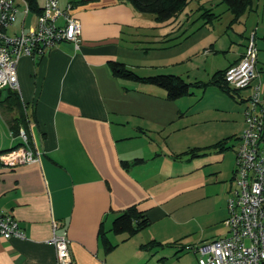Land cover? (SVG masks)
<instances>
[{"label":"crops","instance_id":"obj_1","mask_svg":"<svg viewBox=\"0 0 264 264\" xmlns=\"http://www.w3.org/2000/svg\"><path fill=\"white\" fill-rule=\"evenodd\" d=\"M189 2L183 14L181 10L159 22L126 0H58L60 8L72 4L81 42L76 48L63 41L43 56L19 58L16 92L27 120L24 126L13 128L20 110L5 108L9 91L0 89V152L21 143L17 131L22 127L38 156L36 162L13 167L0 163V212L10 211L25 233L24 239L0 236V264H56L55 249L45 242L53 232L70 240L68 264H166L184 250L196 254L191 247L228 234L223 220L235 164L226 179L221 161L233 147L230 117L220 128L227 133L218 137L209 119L188 124L181 97L168 99L164 89L115 76L110 69V62L117 61L150 75L138 68L153 65L146 58L150 45L163 39L166 49L181 47L168 55L165 65L202 69L209 78L195 80L208 81L215 71L240 59L253 32L264 90V0H252L239 17L245 21L242 41L227 47L231 59L216 70L207 53L226 52L216 48L218 36L207 46L203 37L192 36L219 14L207 0L193 7ZM194 8L200 11L196 16ZM204 9L217 17L204 15ZM31 13L32 21L24 19L25 29L34 24ZM22 20L23 15L15 24L16 17L8 32H18ZM170 72L182 76L185 70ZM250 91L237 90L238 100L223 93L243 111ZM221 139H226L222 150L209 147L192 157L185 153ZM130 207L150 223L131 234L115 233L113 219ZM152 240L164 245L142 247Z\"/></svg>","mask_w":264,"mask_h":264},{"label":"built area","instance_id":"obj_2","mask_svg":"<svg viewBox=\"0 0 264 264\" xmlns=\"http://www.w3.org/2000/svg\"><path fill=\"white\" fill-rule=\"evenodd\" d=\"M19 11L23 15L22 26L18 32L9 33ZM31 12L35 14L34 24L25 29L24 19ZM63 41L76 48L81 42V25L72 15L71 3L60 8L58 0H0V89L18 90L16 66L21 56H43ZM257 55L252 32L240 59L224 73L230 87L251 91L244 104V127L235 148L227 215L223 220L228 234L191 247L198 254V264H264V90L256 68ZM17 136L19 145L0 152L4 166L38 161L25 129L19 127ZM0 236L25 238L17 218L8 210L0 212ZM45 242L54 247L56 264L72 261L66 236L53 232Z\"/></svg>","mask_w":264,"mask_h":264},{"label":"rangeland","instance_id":"obj_3","mask_svg":"<svg viewBox=\"0 0 264 264\" xmlns=\"http://www.w3.org/2000/svg\"><path fill=\"white\" fill-rule=\"evenodd\" d=\"M198 0H190L188 7H193ZM206 1V0H204ZM208 3H212L211 6L212 12L219 14L218 18L213 20L212 25L205 26L200 29V31L197 32L192 36V38H200L203 37L201 40H203L204 45L207 46V41L212 39V37H217V43L216 48L220 47L219 49H225L226 52H210L208 60H211L214 69H219L224 67L228 61H230L232 53L227 50L228 46L233 45L235 41H242V31L244 30V20L243 17L238 21H233L230 23V17L231 13L226 9V4L220 2V0H207ZM39 2V0H38ZM184 10V9H183ZM181 11V14L184 13V11ZM193 16H196L200 11H196L195 8L193 10ZM197 13V14H196ZM146 16H153L149 13H145ZM17 21L15 24L19 22V20L22 19V13L17 14ZM33 16L32 13L28 15L25 20L27 22L32 21ZM204 18H202L203 20ZM14 24V25H15ZM196 26H194L192 29L195 30ZM188 34L191 35V30H188ZM189 43L191 41H188ZM144 45V44H143ZM140 45V46H143ZM168 46L166 42L161 39L157 40L155 44L150 45L149 53L147 55L149 63H152V66H146L142 68H138L141 73H150V74H156V73H172L170 71H184L182 73V77L186 79V81H194L195 79H202L206 80L209 78L207 74L203 72V70H196L195 68H187L186 65L171 69L167 65H165L166 61L168 60V55L171 56V54L175 51V54L177 53L176 50H180L181 47H170L172 49H166ZM145 46H149L146 44ZM237 46H235L236 48ZM208 49L203 50L204 54L207 52ZM206 57V56H205ZM212 67V66H210ZM214 71V70H213ZM180 73V72H179ZM7 89V88H6ZM10 89H8L9 91ZM190 90L192 91L191 94L181 97V102L184 106V109H187V121L190 125L193 123L196 119H209L208 126L212 127L214 126V129L216 133L219 135L218 137H221L224 131V134L227 133V130L220 129L224 127L223 119H228L230 117V133L234 134L235 136L232 137L229 141L230 145H233V147L230 149H227L224 152V157L221 161V167L225 168L224 174L226 173L225 178L227 179L230 176L231 169L229 168L230 165L235 164V157H234V149L237 146V139L236 137L241 134L243 127H244V115L242 111V106L238 103H234L230 101L225 93L221 91L217 86L215 85H207L205 88H199L191 86ZM242 93H245L242 91ZM9 94L10 91H9ZM238 100L237 96H235ZM230 114H229V112ZM216 119L218 120L216 123ZM20 126H24L22 123ZM19 126V125H18ZM221 126V127H220ZM227 126V125H226ZM225 126V127H226ZM188 134L191 132L192 128L191 126L188 127ZM216 134H214L215 136ZM224 226L222 225V228ZM198 254H194L191 250H184V253L181 252V255L179 259L173 258L169 259L166 264H177L176 261L179 260L178 264H198L197 262Z\"/></svg>","mask_w":264,"mask_h":264},{"label":"trees","instance_id":"obj_4","mask_svg":"<svg viewBox=\"0 0 264 264\" xmlns=\"http://www.w3.org/2000/svg\"><path fill=\"white\" fill-rule=\"evenodd\" d=\"M30 3H33L34 0H28ZM128 1L135 10L141 13H149L154 16V18L159 21H166L174 16H176L183 7L188 3L189 0H126ZM220 2L226 4V8L233 15L231 21H237L239 17L248 9L251 8L252 0H220ZM203 14L210 15L211 17H217L210 12V9H204ZM110 69L113 75L125 78L131 81L148 83L155 86H158L165 90L166 98L174 100L179 97H183L192 93L190 90L191 86L205 88L207 85H215L220 90L225 93L235 96L237 90L230 87L224 79L225 69H219L215 71L208 81L195 80L193 82L186 81L182 76L174 73H156L150 75H140L135 72L133 69L127 67L122 62L111 61ZM8 89V88H7ZM11 94L5 97V100H8V103L5 104V108L9 109L12 106H16L20 110V114L13 118L12 126L17 128L19 123H25L26 116L22 105L17 96L15 90H9ZM226 139H221L214 144L202 148L193 147L188 149L185 153L189 156H196L199 154L200 150H205L209 147H216L220 150L225 148ZM150 223L147 216L137 211L135 208L130 207L117 215L112 223L111 228L115 233H133ZM164 244L157 242L155 240L149 241L145 244H142V247L145 249H150L153 247L163 246Z\"/></svg>","mask_w":264,"mask_h":264}]
</instances>
